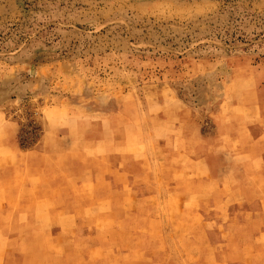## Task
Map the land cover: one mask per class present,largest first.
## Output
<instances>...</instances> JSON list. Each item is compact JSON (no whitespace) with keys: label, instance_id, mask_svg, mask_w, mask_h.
I'll list each match as a JSON object with an SVG mask.
<instances>
[{"label":"rangeland","instance_id":"374dc122","mask_svg":"<svg viewBox=\"0 0 264 264\" xmlns=\"http://www.w3.org/2000/svg\"><path fill=\"white\" fill-rule=\"evenodd\" d=\"M0 118L15 123L22 147L64 152L48 162L75 163L80 179L136 142L165 156L184 134L201 135L208 178L221 182L203 189L206 209L221 213L205 219L184 218L179 203L169 217L162 201L150 212L135 200L94 202L103 188L77 187L87 216L20 219L14 239L0 238L12 264H122L144 245L155 247L143 250L153 264H238L264 244L254 230L264 215L251 210L264 207L249 201L264 194V169L241 166L229 138L255 118L251 129L264 130V0H0ZM170 135L168 149L160 140ZM199 225L216 248L196 244ZM55 241L63 249H50Z\"/></svg>","mask_w":264,"mask_h":264},{"label":"crops","instance_id":"0c3cea01","mask_svg":"<svg viewBox=\"0 0 264 264\" xmlns=\"http://www.w3.org/2000/svg\"><path fill=\"white\" fill-rule=\"evenodd\" d=\"M1 120L0 118L1 239H14L13 235L19 232L17 226L22 218L25 220L40 218L45 221L47 218L54 217L70 221V219L86 217L87 215L81 213V210L79 211L80 197L75 193L77 187L81 188L84 185L91 186L92 189L96 187L103 188L104 194L95 195L93 193L91 195L94 202L102 201L112 204L118 202V200L121 202L135 200L139 203L137 207L145 205V209L150 212L154 210V206H149L150 203L162 201L165 202L169 217H172L171 210L176 209L178 203L184 218L196 214L203 219L205 217L215 218L221 215L219 213L220 208H217L216 211L207 210L206 205L203 204L205 202L204 187L207 188L210 184L219 186L221 182L217 181L216 178H208V149L205 138L201 135L184 134L179 137L183 146H179V150L174 152L167 151L165 156L160 153L158 147L152 154L150 151L144 154L145 141H143V147L142 144L138 147V142H136L137 148L135 150L124 149L117 155L110 154L107 157L109 163H106V168L102 172L98 171L93 164L88 169L89 178L80 179L74 173L79 170L75 163H68L65 170L58 162H48V158L55 160V158H60L59 156L64 152L44 150L41 147L40 149L22 147L17 142L15 123L12 120ZM254 122L260 121L255 118L250 121H243L242 124L239 123L237 129L229 134V138L233 145L232 152L245 155V161L241 166L247 169H254L256 166L257 169H264V166H262L264 164V130H252L251 124ZM175 127L179 126L176 125ZM176 132L178 133V131ZM170 136L169 139L160 140L166 145V140L171 142L170 145H167L168 149H171L173 142L176 141L177 143L178 141L176 137L178 135ZM173 138L177 139L174 141ZM214 148L219 147L214 146ZM132 152H135V155L131 154ZM175 156H179L181 160L173 163L171 158ZM133 157H136L134 164L130 162ZM144 157L150 162H142L146 160ZM64 171H66V178L61 177L65 174ZM50 173H55L56 176L49 177ZM99 173L102 175V179L96 177V174ZM257 186H261L259 181H257ZM163 187H165V193L161 195L160 191ZM161 196H163L162 199ZM249 201H254L257 204L261 203L264 207V194L253 195ZM46 202L52 203V206H50L51 213L45 212L43 209L45 206L39 205V203ZM215 202L220 203L221 199H217ZM251 210L258 217L264 215V210H256L253 207ZM143 215L152 216L146 213ZM56 226L58 227L54 228L55 233H62L63 227ZM206 230L208 231L207 227L204 229L202 225H199L197 229L191 231L199 234L197 245L212 246L206 242L205 237H202L203 231ZM254 230L257 233L256 238H260V235L264 234V226L262 225ZM188 231V228L181 230L183 237ZM54 243L50 249L54 246L56 251L63 249L58 241ZM212 247L216 248V246ZM48 248L49 246H47V250H50ZM153 248L155 247L144 245L138 250H134V252L137 251L135 257L126 256V261L122 259L121 262L122 264H153L144 253V251ZM13 249H15L14 246L8 247V250ZM261 249H264V244L255 241L253 249L249 253L250 256L247 257L248 259L241 256L237 261L238 264H264L261 263L264 258H261L258 254ZM2 251V245L0 244V254L5 256V261L2 264H12L11 255L4 254ZM200 260L203 264L204 259L200 258ZM91 262V258L85 260V264H91ZM215 263H221V261L217 262L215 259ZM77 264H79V261Z\"/></svg>","mask_w":264,"mask_h":264}]
</instances>
